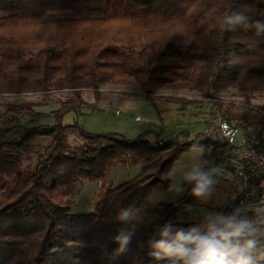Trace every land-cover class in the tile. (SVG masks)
Returning <instances> with one entry per match:
<instances>
[{"label": "trees", "instance_id": "1", "mask_svg": "<svg viewBox=\"0 0 264 264\" xmlns=\"http://www.w3.org/2000/svg\"><path fill=\"white\" fill-rule=\"evenodd\" d=\"M108 84L140 89L157 117L153 90L196 91L208 117L232 123L254 145L264 106L257 122L233 121L216 95L232 88L248 102L246 94H264V0H0V97L71 93L50 115L29 102L0 107V264H190L196 244L185 237L215 242L224 264H264V221L239 210V188L210 210V225L179 217L193 206L199 178L212 184L221 169L220 145L200 139L202 129L171 137L150 130L130 140L85 130L81 91L98 99ZM68 113L74 119L64 124ZM23 118L52 123L26 126ZM192 148L203 150L205 163L183 182L182 196L151 202ZM118 165L138 171L102 185L91 212L70 213L71 188L101 181ZM181 247L190 255L179 256Z\"/></svg>", "mask_w": 264, "mask_h": 264}, {"label": "rangeland", "instance_id": "2", "mask_svg": "<svg viewBox=\"0 0 264 264\" xmlns=\"http://www.w3.org/2000/svg\"><path fill=\"white\" fill-rule=\"evenodd\" d=\"M99 98L95 99L90 89L81 91V96L89 108L81 111L85 114L83 122L88 132H109L121 133L127 140L133 139L139 133L144 131H160L161 136L171 137L175 131L187 130L192 136L199 133L202 125L206 124L212 117H208V105L201 95L196 91L187 89H169L162 88L152 91V97L159 110V117L143 98V92L132 86H121L108 84L99 89ZM246 97L236 89H226L218 93L217 100L222 101L224 108L228 111L230 118L235 120L255 121L261 119L263 113L259 109L264 106V94L261 91H253L246 94ZM71 97L69 91H52L47 94H22L15 99L10 95L0 97V107L8 103L29 102L34 109L44 114L50 115L59 105V102L65 98ZM181 101L200 102L193 105L182 107ZM190 113H197L198 118H190ZM74 119V113H72ZM70 117L67 115L65 121ZM199 120V121H198ZM73 121V120H71ZM201 122V125L196 122ZM64 122V121H63ZM22 123L26 126L38 124H51L52 120L43 118L34 120L23 118ZM71 123V122H70ZM90 125L91 128H88ZM147 138L151 139V136ZM202 139V137H199ZM69 142L75 144L78 140L69 136ZM41 143V144H40ZM43 141L34 146L35 150L40 149ZM39 146V148H38ZM203 150L192 148L182 153L174 163L170 172V188L162 193H155L150 197V201L171 202L180 198L184 192L183 182L194 172V170L203 165ZM138 171L137 167L129 165L116 166L110 169L103 180L98 182H89L82 180L79 184L73 186L70 190V200L72 202L70 213L87 214L91 212L97 202V195L100 187L115 186L122 182L130 180ZM226 170L220 169L212 184L218 185L221 181V175H225ZM229 176L230 173L226 172ZM0 194V199H1ZM179 217L187 221H198L200 227L210 225L212 222L209 214L205 212H195L186 209L180 213Z\"/></svg>", "mask_w": 264, "mask_h": 264}, {"label": "built area", "instance_id": "3", "mask_svg": "<svg viewBox=\"0 0 264 264\" xmlns=\"http://www.w3.org/2000/svg\"><path fill=\"white\" fill-rule=\"evenodd\" d=\"M203 139L218 142L219 167L228 171L242 192L238 208L264 221V132L254 145H246L240 129L227 121L209 120Z\"/></svg>", "mask_w": 264, "mask_h": 264}, {"label": "crops", "instance_id": "4", "mask_svg": "<svg viewBox=\"0 0 264 264\" xmlns=\"http://www.w3.org/2000/svg\"><path fill=\"white\" fill-rule=\"evenodd\" d=\"M67 115L70 118L67 121H65V117ZM71 120H73L72 113L66 114L62 119V121H64L63 122L64 124H70V122L72 123ZM79 120L80 123L83 125L84 124L83 117H80ZM259 120L260 119H257L254 122H257ZM83 127L85 128V125H83ZM88 128H91L90 125L88 126ZM109 132H114V131H109ZM177 132L178 131H175L172 134H175ZM220 177H221V181L219 182L218 185L209 184L205 186L204 191L199 196H197L193 206L189 208L191 211L205 212V214H209L211 209L224 203L232 195L235 189V185L233 183V179L231 175L227 176L225 172V175H221Z\"/></svg>", "mask_w": 264, "mask_h": 264}, {"label": "clouds", "instance_id": "5", "mask_svg": "<svg viewBox=\"0 0 264 264\" xmlns=\"http://www.w3.org/2000/svg\"><path fill=\"white\" fill-rule=\"evenodd\" d=\"M190 179H197V177L192 176ZM207 181H204L203 177L199 178V182L196 184V187L193 189V194L199 196L206 186ZM128 216L127 212H124L122 218H126ZM239 230V229H238ZM189 243L196 244V249L191 255L193 257H197L196 259L191 260L190 264H204V260L199 257H204L207 259L208 264H224L223 258L217 259V246L215 242L211 240H206L202 238H193L189 240L187 237L184 238ZM176 253L183 257L188 256L190 253L185 248H177Z\"/></svg>", "mask_w": 264, "mask_h": 264}]
</instances>
